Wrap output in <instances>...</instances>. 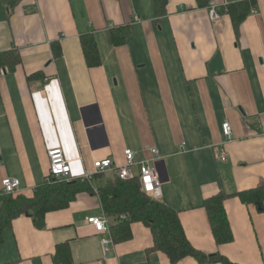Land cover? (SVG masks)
Returning <instances> with one entry per match:
<instances>
[{"label": "crops", "instance_id": "crops-1", "mask_svg": "<svg viewBox=\"0 0 264 264\" xmlns=\"http://www.w3.org/2000/svg\"><path fill=\"white\" fill-rule=\"evenodd\" d=\"M211 1L221 8L217 19L197 0H0V188L5 177H18L20 194L32 197L49 173L51 148L63 149L78 179L96 159L124 163L130 147L157 169L158 200L179 213L196 249L264 264V211L238 196L225 199L234 239L218 244L204 206L219 191L264 185V0H255L239 32L225 6L243 0ZM114 30L128 35L117 42ZM90 38L97 65L85 56ZM224 121L235 138L220 161ZM107 173L114 178L108 170L94 184ZM102 211L99 194L82 192L47 212L43 227L16 217L4 230L0 264H56L62 245L72 264H172L153 249L143 222L131 223L127 240L99 233L87 219ZM110 218L112 228L118 221ZM176 264L222 263L187 256Z\"/></svg>", "mask_w": 264, "mask_h": 264}, {"label": "trees", "instance_id": "trees-1", "mask_svg": "<svg viewBox=\"0 0 264 264\" xmlns=\"http://www.w3.org/2000/svg\"><path fill=\"white\" fill-rule=\"evenodd\" d=\"M197 1L200 6H208L210 2V0ZM160 2L161 0H157V3ZM254 3L255 0H243L228 5V12L237 32H239L241 23L250 13ZM114 31L113 38L117 42L124 41L128 35V31L120 34L118 31ZM54 46L55 55L58 56L60 54L59 46ZM83 47L87 62L90 65L99 64L100 55L94 38H90L88 41L83 39ZM13 55L12 62L15 64L19 61V55ZM101 176L103 175H98V177ZM103 181L99 186H96L94 181L85 178L46 182L35 189L32 197L0 193V244L4 241V230L11 225L16 217L27 214L33 217L38 227H43L47 212L69 206L82 192L96 193L94 187H97V194L100 196L103 211L118 221L111 228L115 241L131 238V223L143 222L153 233V249L165 252L172 264H176L187 256L195 257L201 263L238 264L220 253L207 254L196 249L187 238L179 213L166 203L143 192L138 178L124 180L114 177L106 182ZM230 196H238L243 203H255L260 212L264 211V185L232 194L219 191L207 197L204 206L208 212L213 235L218 244L228 243L234 239L224 204L225 199ZM122 215H126V217L120 218ZM55 262L56 264H72L71 251L67 245L59 246Z\"/></svg>", "mask_w": 264, "mask_h": 264}, {"label": "built area", "instance_id": "built-area-1", "mask_svg": "<svg viewBox=\"0 0 264 264\" xmlns=\"http://www.w3.org/2000/svg\"><path fill=\"white\" fill-rule=\"evenodd\" d=\"M209 15L212 19H217L221 16V8L215 2L211 1L208 4ZM253 12L256 11L255 8L251 9ZM225 11L228 12V6H225ZM139 19L140 17H136ZM222 132L225 136V142L219 147L215 148L217 159L220 161H226L228 158V152L225 148V144L235 138L232 124L229 121H224L222 123ZM186 148V143L182 142L180 149L184 151ZM150 151L153 156H159V149L157 147H150ZM125 162L122 164H116L111 157H105L102 159H96L93 163V169L87 170L82 178L89 181H94L98 175L105 174L108 170L113 171L114 177H119L124 180L138 178L141 189L147 195L152 198L158 199L162 196V183L160 180L159 173L155 166H153L149 160H144L139 162L137 160L136 152L128 147L124 151ZM50 168L49 173L45 179V183H51L55 180H72L71 175V161L65 157L64 151L61 147H55L48 150ZM154 160V159H152ZM139 164L140 173L138 175L133 171V167ZM95 192L98 193L97 187ZM22 191L21 180L18 177L8 176L2 180L0 193L11 194L16 196ZM126 215L120 216V218H125ZM88 223L95 226L99 233L111 232V218L106 215L104 211L98 215H92L87 219ZM112 242L111 236L103 237L102 243L105 248V253H109V245Z\"/></svg>", "mask_w": 264, "mask_h": 264}, {"label": "rangeland", "instance_id": "rangeland-1", "mask_svg": "<svg viewBox=\"0 0 264 264\" xmlns=\"http://www.w3.org/2000/svg\"><path fill=\"white\" fill-rule=\"evenodd\" d=\"M110 173H107L106 175H105V177H104V181L103 182H106V181H108L109 179H111V177H110Z\"/></svg>", "mask_w": 264, "mask_h": 264}]
</instances>
